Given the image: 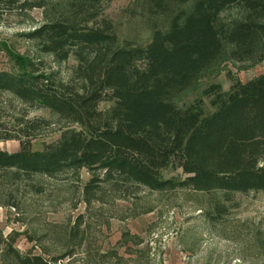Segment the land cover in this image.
Segmentation results:
<instances>
[{
    "label": "trees",
    "instance_id": "16d2710c",
    "mask_svg": "<svg viewBox=\"0 0 264 264\" xmlns=\"http://www.w3.org/2000/svg\"><path fill=\"white\" fill-rule=\"evenodd\" d=\"M108 1L67 0L65 12L27 34L58 61L76 58L82 91L60 86L44 67L22 58L18 71H0V91L78 125L39 150L28 136L38 122L29 124L26 138L4 137L19 139L21 147L9 153L0 149V169L55 175L87 168L101 170L104 180L120 187L138 184L159 191L176 186L226 196L264 191V72L247 81L230 73L229 91L218 82L205 87L211 113L201 99L186 107L169 100L226 46L239 71L264 61V0H141L160 11L170 2H193L190 12L172 19L169 31L156 30L147 47L131 41L118 45L112 22L103 15ZM48 5L0 0V19L6 11ZM233 8L242 16L226 19L224 12ZM105 100L113 103L111 110L101 109ZM169 166L182 168L186 179H165L162 172ZM15 239L0 236L15 264H52L43 255L22 253Z\"/></svg>",
    "mask_w": 264,
    "mask_h": 264
},
{
    "label": "rangeland",
    "instance_id": "374dc122",
    "mask_svg": "<svg viewBox=\"0 0 264 264\" xmlns=\"http://www.w3.org/2000/svg\"><path fill=\"white\" fill-rule=\"evenodd\" d=\"M35 1V0H34ZM48 7L6 11L0 19V71H18V61L44 67L62 87L82 91L74 56L58 61L41 52L27 34L59 12L67 0H45ZM193 2H170L164 11L149 9L141 0H110L103 15L112 22L118 45L126 41L147 47L156 30L169 31L172 19L192 10ZM231 20L238 9L225 11ZM264 72L261 64L239 71L226 46L202 69L188 87L175 90L169 100L186 107L201 99L206 112L214 107L203 90L220 83L231 89L230 73L247 81ZM101 109L113 107L100 102ZM29 122V123H28ZM38 122L34 150L59 140L77 124L63 121L47 107L22 101L11 91H0V149L18 151L28 126ZM165 179H186L180 167L163 169ZM0 236L15 237L22 253H37L52 264H264V191L200 192L191 187L153 190L130 184L119 186L103 179V172L70 169L55 175L23 174L0 169ZM56 259V260H55ZM55 260V262H54ZM0 264H15L0 244Z\"/></svg>",
    "mask_w": 264,
    "mask_h": 264
}]
</instances>
